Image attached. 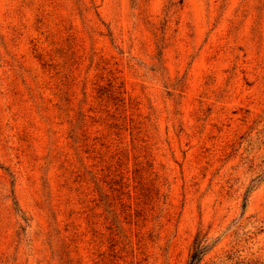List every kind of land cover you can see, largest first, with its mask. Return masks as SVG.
<instances>
[{
    "label": "rangeland",
    "instance_id": "obj_1",
    "mask_svg": "<svg viewBox=\"0 0 264 264\" xmlns=\"http://www.w3.org/2000/svg\"><path fill=\"white\" fill-rule=\"evenodd\" d=\"M264 264V0H0V264Z\"/></svg>",
    "mask_w": 264,
    "mask_h": 264
},
{
    "label": "trees",
    "instance_id": "obj_2",
    "mask_svg": "<svg viewBox=\"0 0 264 264\" xmlns=\"http://www.w3.org/2000/svg\"><path fill=\"white\" fill-rule=\"evenodd\" d=\"M210 250L205 236L196 233L190 245L189 256L186 264H201L203 258Z\"/></svg>",
    "mask_w": 264,
    "mask_h": 264
}]
</instances>
